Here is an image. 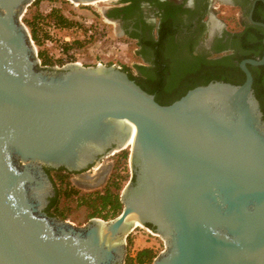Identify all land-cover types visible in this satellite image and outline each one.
<instances>
[{
	"label": "water",
	"instance_id": "1",
	"mask_svg": "<svg viewBox=\"0 0 264 264\" xmlns=\"http://www.w3.org/2000/svg\"><path fill=\"white\" fill-rule=\"evenodd\" d=\"M33 1L0 0V264H124L134 221L163 241L151 264H264V118L249 69L264 65V34L261 56L237 63L241 83L161 105L114 64L41 65L22 22ZM132 132L117 216L77 226L45 212L46 169L91 176Z\"/></svg>",
	"mask_w": 264,
	"mask_h": 264
},
{
	"label": "flooded vegetation",
	"instance_id": "2",
	"mask_svg": "<svg viewBox=\"0 0 264 264\" xmlns=\"http://www.w3.org/2000/svg\"><path fill=\"white\" fill-rule=\"evenodd\" d=\"M112 1L115 4L103 12L105 20L115 22L120 36L136 43L142 61L153 68L158 60L162 72L156 76L152 69L144 71L140 80L152 81L160 76L163 93L179 90L205 61L227 58L228 65H237V56L259 58L257 45L264 29L249 24L247 14L253 5L252 19L254 16V21L264 23V0ZM111 10H117V17L106 15ZM211 17L218 24L214 29ZM259 67L264 69V65Z\"/></svg>",
	"mask_w": 264,
	"mask_h": 264
},
{
	"label": "rangeland",
	"instance_id": "3",
	"mask_svg": "<svg viewBox=\"0 0 264 264\" xmlns=\"http://www.w3.org/2000/svg\"><path fill=\"white\" fill-rule=\"evenodd\" d=\"M114 4L115 1L112 0H95L82 5L75 2L71 3L68 0H38L37 3L27 7L22 16V22L27 20L35 27L36 37L39 42L33 43L37 50V56L41 53L49 58L51 65L48 66L59 67L64 64L59 48H63V46L67 44V42H63V37L69 35L71 38L78 39L75 41L80 42L79 45H75V41L71 42L69 44V49H76L72 59L83 66H94L100 61L104 65L114 64L120 69H129L135 74H138L136 66H141L145 71H150L152 67L140 59L138 51L136 50V43L126 37H121L115 22L112 23L107 19L105 20L103 12L111 8ZM52 9H54L57 14L70 20L73 24L75 23L78 27L67 30L49 27L46 23L48 20L46 17ZM41 19L43 21H40ZM26 27L31 36L30 27ZM45 35L49 40L45 38ZM177 90L178 89L168 93L171 94ZM128 150L129 149L126 148L119 152H114L113 155L103 157L100 160L102 166L93 168V170L96 169L98 173H101L102 170L107 171V168L110 166L107 179L99 187L93 189L78 187L76 184L91 188L92 186H96L95 183L98 180L96 176L92 179H84L79 175L66 176L69 186L78 190L79 193H92L94 191H102L110 183L114 182L116 183V188L113 189V192L120 193L123 186L131 178L130 168L128 166ZM101 167H103V169H101ZM48 175L55 184V187L61 189L65 188L64 182H60L56 178L54 172L50 171ZM61 175L66 174L61 172ZM84 184L91 185L85 186ZM80 203L76 195L62 198L59 201L58 208L62 211L65 218L64 220L70 221L77 226L86 224L90 219L92 209L86 204ZM107 210L108 208L102 211V213H106ZM125 242L124 261L126 258L134 259L136 253L142 249H149L152 256L155 257L164 248L161 238L142 226H137L133 229L126 237ZM152 260L144 264H151Z\"/></svg>",
	"mask_w": 264,
	"mask_h": 264
},
{
	"label": "trees",
	"instance_id": "4",
	"mask_svg": "<svg viewBox=\"0 0 264 264\" xmlns=\"http://www.w3.org/2000/svg\"><path fill=\"white\" fill-rule=\"evenodd\" d=\"M37 1L38 0L33 1L32 4L37 3ZM123 1L127 0H122V2ZM106 15L108 17H117V10H111ZM46 18H48V20L46 21L48 26L54 27L56 29L67 30L74 27H78L77 25H75V23L73 24L70 20L57 14L54 9L50 11ZM253 18L254 20H257L254 16ZM40 21L43 20L41 19ZM23 23L26 26L30 27L31 38L33 42L38 43L39 41L37 40L35 27L33 26V24L28 22L27 20H24ZM45 38L49 40L46 35ZM79 43L80 42L78 41L74 42L75 45H79ZM152 45L154 46L156 44L152 43ZM257 46L260 49V57L262 52V45L259 43ZM69 47V44H65L63 46V49L67 51ZM38 57L40 59L41 65H51L50 59L45 57L43 54L39 53ZM226 59L227 58L205 61V65L203 66V68H200L195 74L190 76L186 81L182 83L181 88L179 90L171 94L163 93V91H161L163 81L160 76L156 77L152 81H141L140 78L142 72L145 71V69L141 66L136 67V70L138 71V75L136 76L133 75V73L129 69L122 70H124L127 73L128 77L134 80L143 90L147 91L150 94H155L156 102L161 105H167L179 98L181 95H183L188 89L197 85H204L211 80H221L233 84L241 83L244 78L243 73L238 69L237 65H228ZM242 59H244V56L242 55L236 57L237 62L241 61ZM154 64L155 65L152 70L156 73L157 76V74H160V72H162V69L160 68L161 65L158 60L154 61ZM249 69L251 70L253 75L254 93L260 103L261 111L263 113L264 118V69L263 67H249ZM50 171L56 174V178L60 182H64L65 188H57L52 182L55 189V195L50 199L49 204L45 208V212L48 215L56 216L57 218L64 220L65 218L62 214V211H60L58 208V203L62 198H68L75 195L77 196V199L80 200V204H86L92 209V213H90V218H100L102 220H109L119 214L122 207L119 201V193L113 192V189L116 188V183H110L102 191H94L92 193H79L78 190L74 189L73 187H70L69 183L66 180V176L72 175L71 173H68L63 169ZM50 171H48V173ZM61 172L65 173L66 175H61ZM107 208V212L102 213V211ZM153 258L154 257L152 256V253L149 251V249H142L136 253L134 259L126 258L124 264H144L145 262L151 261Z\"/></svg>",
	"mask_w": 264,
	"mask_h": 264
},
{
	"label": "bare ground",
	"instance_id": "5",
	"mask_svg": "<svg viewBox=\"0 0 264 264\" xmlns=\"http://www.w3.org/2000/svg\"><path fill=\"white\" fill-rule=\"evenodd\" d=\"M68 1H70V0H68ZM71 3H73L72 1H70ZM212 18V17H211ZM109 21V20H108ZM111 22V21H110ZM218 24H217V21L214 19V18H212L211 19V29H214V28H216V26H217ZM77 62V61H76ZM77 64H80L79 62H77ZM132 141H133V132H132V135H131V138L129 139V141H128V143L126 144V146H124L125 148L124 149H126V148H130V146L132 145ZM114 152H116V151H114ZM101 169H103V167H101ZM108 169V168H107ZM105 172H106V170H102L101 171V173H98V171H96V169H94L93 170V175H91V176H83V175H81V176H83V178L84 179H92L93 177H98V179L100 180L98 183H96L95 185H98V184H101L102 183V179H103V176H104V174H105ZM101 175H103V176H101ZM102 177V178H101ZM132 230L133 229H135L137 226H140L139 224H138V222L137 221H134L133 222V224H132Z\"/></svg>",
	"mask_w": 264,
	"mask_h": 264
},
{
	"label": "built area",
	"instance_id": "6",
	"mask_svg": "<svg viewBox=\"0 0 264 264\" xmlns=\"http://www.w3.org/2000/svg\"><path fill=\"white\" fill-rule=\"evenodd\" d=\"M54 28V27H52ZM75 40H78L76 38H71L69 37V35H66L65 37H63V42H67V44H70L71 42L75 41ZM59 52H60V55L62 56V60L64 61V64L66 63H70V62H75L77 63L76 61H74V59H72V57H74L75 55V52H76V49L74 48H71L67 51H65L62 47L59 48ZM96 64H102L100 61L97 62ZM118 67V66H117Z\"/></svg>",
	"mask_w": 264,
	"mask_h": 264
},
{
	"label": "crops",
	"instance_id": "7",
	"mask_svg": "<svg viewBox=\"0 0 264 264\" xmlns=\"http://www.w3.org/2000/svg\"><path fill=\"white\" fill-rule=\"evenodd\" d=\"M140 65V64H139Z\"/></svg>",
	"mask_w": 264,
	"mask_h": 264
}]
</instances>
